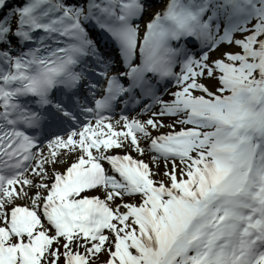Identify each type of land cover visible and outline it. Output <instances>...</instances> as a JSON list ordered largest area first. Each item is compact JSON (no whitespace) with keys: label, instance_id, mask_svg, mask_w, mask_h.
<instances>
[{"label":"snow or ice","instance_id":"snow-or-ice-1","mask_svg":"<svg viewBox=\"0 0 264 264\" xmlns=\"http://www.w3.org/2000/svg\"><path fill=\"white\" fill-rule=\"evenodd\" d=\"M0 264H264V0H0Z\"/></svg>","mask_w":264,"mask_h":264}]
</instances>
